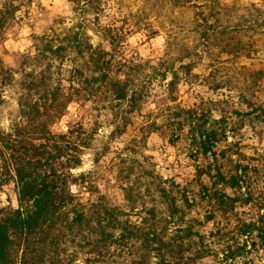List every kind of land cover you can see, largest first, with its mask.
<instances>
[{
	"label": "rangeland",
	"instance_id": "obj_1",
	"mask_svg": "<svg viewBox=\"0 0 264 264\" xmlns=\"http://www.w3.org/2000/svg\"><path fill=\"white\" fill-rule=\"evenodd\" d=\"M20 1L0 35V58L16 67L25 53L28 62L2 87L0 127L18 120L30 76L64 88L75 77L81 94L54 125L82 122L89 137L70 189L113 213L106 258L89 252L102 237L95 228L66 238L67 258L161 264L157 244L143 242L148 231L173 250L183 243L179 264L195 251L203 255L197 264H225L224 245L244 240L243 257L264 264L262 238L240 232L242 221L264 226V0ZM107 27L123 39L114 48ZM72 41L114 49L109 71L127 80L124 98L92 78L98 73ZM14 189L0 186V207L15 204ZM187 226L202 240L178 230Z\"/></svg>",
	"mask_w": 264,
	"mask_h": 264
},
{
	"label": "trees",
	"instance_id": "obj_2",
	"mask_svg": "<svg viewBox=\"0 0 264 264\" xmlns=\"http://www.w3.org/2000/svg\"><path fill=\"white\" fill-rule=\"evenodd\" d=\"M21 4L20 0L1 3L0 35L15 19V12ZM104 34L111 48L123 40L109 27L104 29ZM73 43L78 52L87 53L94 71L98 73L92 78L103 83L116 98H124L127 80L111 76L109 71L114 49L105 50L91 43L80 46L78 41ZM46 46L53 51L49 43ZM20 57L16 67L0 58V104L2 87L11 82L17 68H24L28 62L25 53ZM31 58L38 60L39 55L32 54ZM73 71L82 75L78 68ZM74 78L64 88L61 83L50 85L43 76H30L22 85L25 91L19 99L18 120L7 129L0 127V186L12 182L15 188V204L0 207V264H78L65 254L66 238L94 228L99 229L102 237L100 243L93 241L89 252L97 261L109 254L103 236L104 225L113 218L110 207L82 200L70 189L76 180L71 169L79 166L82 151L88 146L87 132L79 121L68 123L65 130L54 129L75 94H81L79 86L73 83ZM228 200L233 199L228 197ZM260 221H242L240 232L245 235L257 232L264 242V226ZM178 230L202 240V235L188 226ZM148 233L144 234L143 242L157 244L152 249L156 250L161 264H172L165 261L163 248L179 264V260L184 258L183 251L187 250L183 243H176L177 249L173 250L171 243H164L154 234L149 237ZM111 237L110 234L108 238ZM250 244L254 245V242ZM249 250L245 240L236 244L226 243L221 250V260L225 264H256L243 257ZM202 256L195 251L185 264H197L195 259ZM239 257L242 260L235 263ZM83 264H90L89 259L85 258ZM135 264H146L145 258L138 259Z\"/></svg>",
	"mask_w": 264,
	"mask_h": 264
}]
</instances>
